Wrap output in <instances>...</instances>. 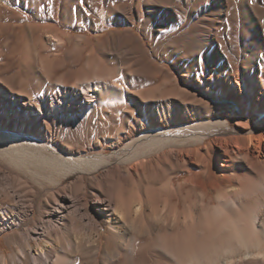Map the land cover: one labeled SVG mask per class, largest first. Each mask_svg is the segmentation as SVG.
<instances>
[{"label":"bare ground","instance_id":"1","mask_svg":"<svg viewBox=\"0 0 264 264\" xmlns=\"http://www.w3.org/2000/svg\"><path fill=\"white\" fill-rule=\"evenodd\" d=\"M136 6L138 27L155 47L153 15L187 17L178 29L182 36L166 44L183 52L181 57L169 54V63L193 81V90L203 87L210 99L224 95L229 103L216 106L197 90L178 89L176 71L165 72L153 59L161 58L130 28L98 46L95 52L101 57L91 50V65L74 79L62 78L57 85L62 89L43 94L38 104L26 90L16 97L0 92V235L11 231L4 236L11 252L0 247V264H264V76L256 84L238 68L223 71L221 78L214 67L198 71L195 62H184L213 49L220 55L222 28L232 14L249 16L260 36L254 4L136 0ZM113 11L107 13L112 14L109 25H134L132 3L118 1ZM69 53L64 58L71 60ZM97 57L102 68L95 64ZM126 64L131 74L147 73L150 83L161 86L162 98L179 94L185 103L190 99L189 106L183 103L187 119L169 122L172 104L154 101L155 94L148 104L142 99L141 108L128 96L111 103L109 97L116 91L124 94L128 85L116 76V66ZM68 119L95 133L69 136ZM105 141L114 148L110 155L101 150ZM192 166L196 173L178 183L179 175L192 173ZM232 169L236 176L229 174ZM207 234L229 244L217 246L213 262H195L186 243L192 236L209 239Z\"/></svg>","mask_w":264,"mask_h":264},{"label":"rangeland","instance_id":"2","mask_svg":"<svg viewBox=\"0 0 264 264\" xmlns=\"http://www.w3.org/2000/svg\"><path fill=\"white\" fill-rule=\"evenodd\" d=\"M118 1L120 2L121 0H0V92L5 91L9 97H16V93L19 90H26L35 96V101L38 104L43 94L46 95L50 91H53V89H62L61 87H57L58 82L62 78L74 79V77L86 70L87 65H91V62H87L91 50L98 52L96 48L101 46L110 35L123 37L126 30L130 28L132 30L131 34L135 38L141 39L150 51L155 52L161 58L160 61L153 57L165 72L176 71L175 77L177 78L176 86L178 89L189 92L197 90L202 100L207 102L212 101L216 106L225 102L229 103L223 97L224 95L218 100L210 99L204 95L203 92L206 91L203 87H196L193 90L191 87L193 81L187 82L186 78L182 77L181 71H178L177 67L173 69V65L169 63V54L176 53L174 56L178 57L180 55L181 57V53H183L174 47L167 48L166 44L169 40L173 38L177 39L180 35L182 36L183 33H179L178 29L187 21V17L184 14L175 19L153 15V25L157 26L156 33L158 34L155 35L157 39L155 43L157 46L155 47L153 42L145 39L140 27H138L140 8L136 6V0H122L124 3H132L133 5L134 25L128 23H113L109 25L108 20L112 17V14L107 13L109 11L114 12V7L118 4ZM250 1L254 4L257 19L260 20L261 37L257 35L256 28L253 26V20L249 16H247L248 19L242 13H236L235 16L232 14L222 28L221 36L225 43L223 42L220 46L218 45L219 48L217 47L220 50V55L216 56L213 54L215 51L213 49L209 52H199L197 57H189L191 59L184 58V62L187 64H190L192 61L195 62V68L198 71H203L206 67H214L221 78L224 77L223 71L228 72L238 68L243 69L246 73L248 72V78H251V81L256 84L259 83V77L264 76V0ZM79 7L82 9H79ZM148 14L152 16L150 11ZM79 15H83L82 20H79ZM54 18H57L58 22ZM45 25H52L54 30L49 29L50 27L42 29V26ZM152 35L154 37V34ZM79 37H85L86 40H80ZM134 42L132 39L133 46L135 45ZM65 53H69L71 60L64 58ZM94 55L101 57L96 52ZM98 57L94 59V61L98 62L95 64H98L97 66L102 68L101 64L103 63L101 62L103 60L101 58L99 60ZM129 65L116 66L119 69V75L116 74V76L121 81L124 79L128 85L123 86L124 94L121 91H116L114 92L116 94H112L109 97L111 103H118V101L128 96L141 108L142 103H150L148 97L155 94L154 101L160 102L163 100L165 103L171 102L172 110L171 113L168 112L169 122L176 124L187 119L188 111H185L184 108H186V105H190L188 103L191 101L190 99L186 100L188 102L185 103L183 102L184 95L179 94L167 99L162 98V87L157 86L158 84L153 81L150 83V76L147 73L131 74ZM142 66L144 69L147 67L144 61H142ZM164 71L162 72V76L167 80V75ZM250 74L252 77H250ZM153 83L154 85L150 87ZM204 83L209 84V80H205ZM225 85L229 93V81ZM232 85L234 88L236 86L237 91L238 85L235 82H232ZM152 88H154L153 92L151 91ZM142 99L145 102L141 103ZM0 101L4 100L0 98ZM202 111L204 113L206 109H202ZM227 120L233 130L238 128V125L234 122V118L229 117ZM64 123L66 125V133L69 136L83 137L84 135L89 136L95 133L91 130H84L76 119L74 121L68 119ZM54 140L57 146L61 145V142L57 138ZM103 144L101 150H105V153L110 155L114 152V148L109 147V141H105ZM86 149L88 150V148ZM192 168L191 174L179 175L177 179L178 183H183L187 178L196 173L195 166H192ZM229 174L236 176V169H232ZM206 183L208 184V180ZM231 190L228 189V191ZM209 197H214L213 191L209 192ZM33 216H36V212ZM10 232L8 230L0 235V247L5 254L11 252L10 247L4 239V236ZM209 232H211V229ZM101 235L102 240L100 245L101 250H103L105 244V238H103L105 236L104 231H101ZM207 235H209L207 237L209 239L202 240L192 236L186 243L189 257H192L195 262L200 260L207 263L213 262L217 256V246L229 244L224 237L222 239L211 237L210 239L211 234ZM147 249L146 251L149 252L150 248ZM159 256L161 255L159 254ZM179 259L180 257H177V260ZM243 264H256V261H247ZM257 264L260 263L257 262Z\"/></svg>","mask_w":264,"mask_h":264}]
</instances>
